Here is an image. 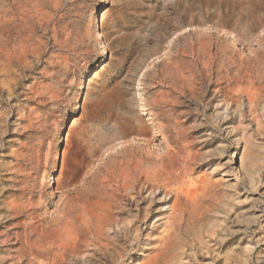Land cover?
Returning <instances> with one entry per match:
<instances>
[{
  "label": "rangeland",
  "instance_id": "rangeland-1",
  "mask_svg": "<svg viewBox=\"0 0 264 264\" xmlns=\"http://www.w3.org/2000/svg\"><path fill=\"white\" fill-rule=\"evenodd\" d=\"M9 14L0 264H264V0H0Z\"/></svg>",
  "mask_w": 264,
  "mask_h": 264
},
{
  "label": "bare ground",
  "instance_id": "bare-ground-1",
  "mask_svg": "<svg viewBox=\"0 0 264 264\" xmlns=\"http://www.w3.org/2000/svg\"><path fill=\"white\" fill-rule=\"evenodd\" d=\"M19 7V5H18ZM13 8V7H12ZM25 11V10H24ZM18 14V13H17ZM20 26V25H19ZM18 27V25L16 24V22L14 21V16L12 14H9L6 18L0 17V28L7 30H16ZM21 30V29H20ZM12 32V31H11ZM13 33V32H12ZM13 60H10L9 64H13ZM109 88V87H108ZM104 89L102 91V93H100V95L97 97V100L92 104H89V108H90V115L96 119V121L99 122V120H104L105 118L103 117V115L100 113L101 110H103V108L108 105H115L117 103V101L119 100L120 96L118 95V90H116L115 87H112L110 89ZM104 112H106L104 110ZM111 112V111H110ZM108 113L107 115L111 114ZM113 116V115H112ZM111 118V116H110ZM140 119V118H139ZM139 130H137L135 127L132 126V124H127L125 126H121L119 128V132L124 135L125 137H128L129 135H131L133 132H136L139 135H143L146 134V130L145 128H138ZM137 138V137H136ZM132 138L130 140H122L121 142H118L117 145H124V144H129L130 142H134L137 140H140L139 138ZM142 140V139H141ZM153 169V168H152ZM67 188V187H66ZM59 257V256H58ZM83 259V258H82ZM87 261H85L86 263Z\"/></svg>",
  "mask_w": 264,
  "mask_h": 264
}]
</instances>
